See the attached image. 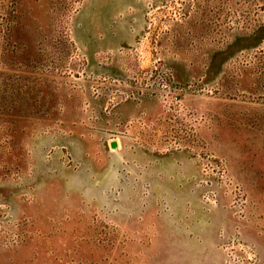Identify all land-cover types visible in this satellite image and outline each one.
I'll list each match as a JSON object with an SVG mask.
<instances>
[{
    "label": "rangeland",
    "instance_id": "374dc122",
    "mask_svg": "<svg viewBox=\"0 0 264 264\" xmlns=\"http://www.w3.org/2000/svg\"><path fill=\"white\" fill-rule=\"evenodd\" d=\"M0 264H264V0H0Z\"/></svg>",
    "mask_w": 264,
    "mask_h": 264
},
{
    "label": "water",
    "instance_id": "95a60500",
    "mask_svg": "<svg viewBox=\"0 0 264 264\" xmlns=\"http://www.w3.org/2000/svg\"><path fill=\"white\" fill-rule=\"evenodd\" d=\"M113 146H115V144H112Z\"/></svg>",
    "mask_w": 264,
    "mask_h": 264
}]
</instances>
